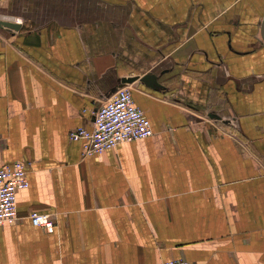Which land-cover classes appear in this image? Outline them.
<instances>
[{"label": "crops", "instance_id": "0c3cea01", "mask_svg": "<svg viewBox=\"0 0 264 264\" xmlns=\"http://www.w3.org/2000/svg\"><path fill=\"white\" fill-rule=\"evenodd\" d=\"M263 19L264 0H0L20 26L0 27V166L29 182L0 264H264ZM122 86L154 134L84 156L70 132Z\"/></svg>", "mask_w": 264, "mask_h": 264}, {"label": "built area", "instance_id": "2783aa9c", "mask_svg": "<svg viewBox=\"0 0 264 264\" xmlns=\"http://www.w3.org/2000/svg\"><path fill=\"white\" fill-rule=\"evenodd\" d=\"M153 134L151 122L135 105L130 88L122 86L94 112L91 127H80L70 132L69 140L82 142L84 156H95L113 150L121 143L143 140ZM27 168L26 162L0 166V228L19 220L17 194L29 187ZM29 219L33 226L47 233L54 230V219L50 214L33 212ZM162 264L192 263L165 261Z\"/></svg>", "mask_w": 264, "mask_h": 264}, {"label": "water", "instance_id": "95a60500", "mask_svg": "<svg viewBox=\"0 0 264 264\" xmlns=\"http://www.w3.org/2000/svg\"><path fill=\"white\" fill-rule=\"evenodd\" d=\"M0 27H6V28H11V29H14V30H18L20 28L19 24H17L16 22H7V21H1L0 22ZM262 34H263V37H264V19H263V22H262ZM133 78H126V79H123L122 82L124 83H131L133 82ZM143 81L149 85H152L155 81V78L154 76H146Z\"/></svg>", "mask_w": 264, "mask_h": 264}]
</instances>
